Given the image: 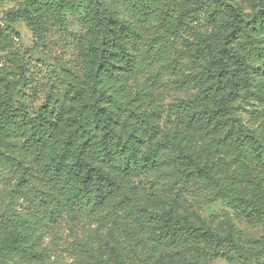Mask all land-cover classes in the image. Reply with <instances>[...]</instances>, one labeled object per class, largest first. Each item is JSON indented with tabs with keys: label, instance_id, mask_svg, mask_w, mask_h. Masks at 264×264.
Segmentation results:
<instances>
[{
	"label": "rangeland",
	"instance_id": "1",
	"mask_svg": "<svg viewBox=\"0 0 264 264\" xmlns=\"http://www.w3.org/2000/svg\"><path fill=\"white\" fill-rule=\"evenodd\" d=\"M30 1L0 0V101L11 99V123L43 131L49 155L64 152L70 161L80 142L66 149L72 129L64 119L83 109L94 92L91 49L102 42L97 11L143 12L144 41H155L151 54L160 55L162 66L143 71L140 50L97 85L96 95L113 117L114 159L98 164L118 179L111 205L72 206L48 179L17 185L16 164H6L0 172V233L15 222L37 254L2 264H114V250L121 264H189L196 256L203 264H264V164L249 166L244 186L234 185L235 156L242 150L237 133L257 137L264 147V0H37L36 10ZM232 10L258 22L246 38L235 37L229 51L253 69L231 105L242 128H227L233 134L227 139L205 138L186 130L183 118L209 88L203 51L222 47L220 31L232 22ZM129 66L140 67L129 72ZM91 134L97 144L99 134ZM18 142L23 146L25 140ZM156 150V166L143 167ZM132 151L140 168L127 172ZM183 156L208 176L185 178L172 166ZM165 211L211 229L222 243H164L147 217Z\"/></svg>",
	"mask_w": 264,
	"mask_h": 264
},
{
	"label": "trees",
	"instance_id": "2",
	"mask_svg": "<svg viewBox=\"0 0 264 264\" xmlns=\"http://www.w3.org/2000/svg\"><path fill=\"white\" fill-rule=\"evenodd\" d=\"M39 2L30 1L32 7L30 9L39 8ZM126 9L116 15L112 13L104 15L101 10L96 12L95 26L101 30L102 42L99 47L91 49L95 69L94 76L89 82L94 92L83 109L64 119V125L72 129L63 142L66 149H69L74 141H80L71 153L70 161L65 159L64 152L52 155L47 153L41 144L44 135L41 129L11 123L8 110L11 99L0 101V172L6 170V164L15 163L17 168L15 173L18 174L17 185L30 180L48 179L58 185L57 188L70 199L72 206L86 205L97 208L111 203V196L118 187V179L102 170L98 164L111 162L114 159L113 117L101 104L102 97L96 95L99 90L97 85L108 80L118 63L129 64L130 57H136L140 50L138 62L143 71L162 66L160 55L151 54L154 48L152 42L155 41L151 43L144 41L146 28L143 25L147 22L145 14L136 11L133 7ZM231 13L232 22L220 31L222 47L208 45L203 51L209 62L204 78L209 88L202 94L201 102L196 101L195 104L187 106L188 110L183 118L186 130L201 133L205 138L221 137L226 134L225 139H227L228 136L233 135L227 131V128L235 126L242 128L235 118L232 119L231 105L240 89L251 78L253 73L250 70L253 69L242 67L241 58L237 54H229V51H232L233 39L237 36L246 38L247 30L258 26V22L248 19L239 11L232 10ZM232 60L237 63L235 67L230 65ZM140 66H129L127 70L135 72ZM84 117H87L88 121H85ZM141 120L149 124L147 118L141 117ZM92 130L99 134L97 144L91 142ZM18 137L25 140L23 146L18 142ZM237 137L236 144L241 145L242 150L235 156L237 169L234 185L243 187L247 181L248 167L254 163L264 164V147L259 144L255 136L245 135L240 131ZM7 140L11 141L9 146H5ZM232 152L235 153L233 149ZM157 160L156 150L147 156L143 167L152 169L156 166ZM172 166L187 179H192L197 174L208 176L189 156L174 158ZM135 168L140 167L135 151H132L125 171ZM147 221L168 245L190 242L222 243L221 237L211 229L198 227L170 211L149 215ZM112 253L114 264H121L117 252L114 250ZM36 254L28 243L26 231L15 222L7 225L0 233V264L9 257L31 258ZM201 260V257L196 256L189 264H203Z\"/></svg>",
	"mask_w": 264,
	"mask_h": 264
}]
</instances>
